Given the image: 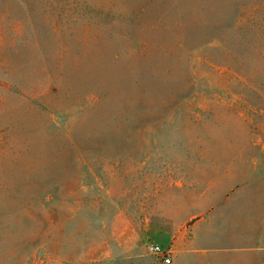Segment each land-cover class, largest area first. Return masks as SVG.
Here are the masks:
<instances>
[{"label":"rangeland","instance_id":"obj_1","mask_svg":"<svg viewBox=\"0 0 264 264\" xmlns=\"http://www.w3.org/2000/svg\"><path fill=\"white\" fill-rule=\"evenodd\" d=\"M238 163L260 182L264 0H0V264H163L174 193Z\"/></svg>","mask_w":264,"mask_h":264},{"label":"crops","instance_id":"obj_2","mask_svg":"<svg viewBox=\"0 0 264 264\" xmlns=\"http://www.w3.org/2000/svg\"><path fill=\"white\" fill-rule=\"evenodd\" d=\"M220 157L245 160L228 154ZM213 169L222 175L211 178L204 189L190 186L187 192L174 193V208L182 211L183 218L164 224L155 238L171 245L170 264H253L251 258L264 250V176L259 183L247 180L244 163Z\"/></svg>","mask_w":264,"mask_h":264},{"label":"built area","instance_id":"obj_3","mask_svg":"<svg viewBox=\"0 0 264 264\" xmlns=\"http://www.w3.org/2000/svg\"><path fill=\"white\" fill-rule=\"evenodd\" d=\"M145 248L148 253L156 256L163 264L171 263L173 249L170 245H163L155 241H149L146 243Z\"/></svg>","mask_w":264,"mask_h":264}]
</instances>
